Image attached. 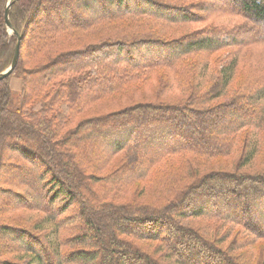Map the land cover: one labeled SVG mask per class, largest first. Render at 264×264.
Instances as JSON below:
<instances>
[{
    "label": "trees",
    "instance_id": "16d2710c",
    "mask_svg": "<svg viewBox=\"0 0 264 264\" xmlns=\"http://www.w3.org/2000/svg\"><path fill=\"white\" fill-rule=\"evenodd\" d=\"M181 1L11 0L21 46L0 81V255L15 260L0 264H237L221 245L243 236L246 256L264 241V0ZM8 2L0 74L18 43ZM104 102L116 107L98 113Z\"/></svg>",
    "mask_w": 264,
    "mask_h": 264
},
{
    "label": "rangeland",
    "instance_id": "374dc122",
    "mask_svg": "<svg viewBox=\"0 0 264 264\" xmlns=\"http://www.w3.org/2000/svg\"><path fill=\"white\" fill-rule=\"evenodd\" d=\"M185 2V3H187V4H190L191 2H193L192 0H182L181 2ZM181 2H179V3H181ZM181 6H184L183 4H181ZM225 11H224V16L226 15V12H228V11H230L229 10V8H225L224 9ZM224 18V17H223ZM224 20V19H223ZM244 23V21H240V20H233L232 22H228V21H226V20H224V22L223 21H221L220 22V20H217L216 22H214V25H217V26H220L221 28H224V29H226L227 28V30H230V32H234L233 30H238V28H242L245 24H243ZM229 24V25H228ZM203 26H206V25H195V26H189V27H185V28H182L181 29V31H180V33H177L176 35H174V36H176V37H179V36H181L182 34L183 35H185V34H188L189 32H192V30L193 29H198V28H201V27H203ZM209 27H213L211 24H209L208 25ZM134 26L131 24V23H129V22H127V29H128V32L129 31H131L132 30V28H133ZM214 28V27H213ZM231 28L233 29V30H231ZM182 35V36H183ZM224 39H227V37L225 36L224 37ZM261 50V49H260ZM260 50L259 49H254V51L253 52H260ZM139 51H135V53H138ZM216 57V56H215ZM250 60V58H247V61H249ZM159 74H160V72H158ZM239 74H240V78L242 79V80H245V82H246V80L247 79H250L249 78V74H250V72H249V69L248 68H246V69H244V71H243V69H239ZM248 74V75H247ZM156 79H157V77H156ZM156 79L155 80H153V82L152 83H147V84H145L143 87H144V93L142 94V97L141 98H145V99H150V100H152V95L154 94L153 92H152V89H156L157 87H158V84H157V82H155L156 81ZM251 80V79H250ZM11 83L13 84V88H14V91L16 92V94H19V90L21 89V79L20 78H18V76L16 75L15 77H12V79H11ZM215 84H217L216 83V79H214V78H208L207 79V88H209L211 85H213V87H212V90H214L215 89ZM146 89V90H145ZM167 92H169V91H167ZM166 92V93H167ZM169 94V93H168ZM169 95H172L173 96V94L171 93V94H169ZM169 95H167L166 96V98L168 99V96ZM164 96V95H163ZM154 98V97H153ZM117 100V99H116ZM225 100H226V98L224 99H220V100H217V101H215L214 103H213V105H215V104H222L223 102H225ZM122 103H124V98H122L121 100H120ZM117 102H119V101H117ZM116 101H114V103L116 104L117 103ZM121 102H119V103H121ZM110 105V103H108V104H106L105 102L104 103H101V105H100V108H99V111H98V113L100 112V111H102V112H105V111H107V109L108 108H110L111 109V111H113L114 110V108L113 107H116V106H112V107H108V108H106V106H109ZM112 105H113V103H112ZM99 107V106H98ZM106 108V109H105ZM200 127H203L202 125H200V124H198ZM204 128V127H203ZM258 169H260L259 168V166H258V164H255L252 168H249V169H247L246 171H244V173L245 172H247L248 173V171H252V173H254L256 170H258ZM151 185L153 186V182L151 183ZM161 187H162V185H161ZM166 190V189H165ZM95 191V190H94ZM100 188L99 189H97V193H99V194H101V195H103V194H105V192H107L106 190H102V191H100ZM147 195H148V193H150V192H157V193H160L161 191H157V190H150V189H147ZM146 198L147 199H145V200H143V201H145V202H147V200H150V201H154V199H152L151 200V198H150V196H146ZM173 198H175V196H174V194L173 195H171L170 197H169V199H173ZM101 199H102V202H105L104 200L106 199V198H104V197H101ZM78 202H80V201H77V203L72 207V209L69 211V213L66 215V216H70L72 213H77L78 211H79V206H80V203H78ZM22 213H27L28 211H21ZM108 214V213H107ZM99 215L101 216V214L99 213ZM95 216L97 217V218H100V217H98V213H95ZM111 217H112V215H110ZM109 216V217H110ZM108 217V216H107ZM105 215H103L101 218V220H104V218H107ZM108 217V218H109ZM114 217V216H113ZM197 222H201V224L203 223L202 221H199V220H197ZM107 223V222H106ZM75 233H77V231H75ZM74 233V234H75ZM79 233V232H78ZM40 235H42V234H40ZM43 236V235H42ZM243 236L240 238V239H238L237 241L235 240V242H233L234 240V237H232L231 239H229L228 240V242L223 246V245H221V250H223V252L224 253H226L232 260H234L235 261V263H240V264H243V263H245V262H247V261H249L250 260V264H258L259 263V261H260V259L261 258H256L257 256H260V254L264 251V241H260L254 248H252L253 250H252V252L251 253H249V254H246V256H244V255H242L244 252H241V251H239L238 252V248H239V246H240V244H241V240H243ZM3 242L2 243H4V246L5 245H7L8 243H10L9 242V239H8V237H2V238H0ZM1 243V244H2ZM16 245H18V244H16ZM155 244L154 245H152V248L150 249V251H153V249L155 248ZM20 247V246H19ZM19 247L17 248V249H19ZM233 248V249H232ZM5 258H7V259H11V260H15V258H13V256H11V255H7V256H2V255H0V261H2V260H5ZM114 264H118L117 262H114Z\"/></svg>",
    "mask_w": 264,
    "mask_h": 264
},
{
    "label": "water",
    "instance_id": "95a60500",
    "mask_svg": "<svg viewBox=\"0 0 264 264\" xmlns=\"http://www.w3.org/2000/svg\"><path fill=\"white\" fill-rule=\"evenodd\" d=\"M11 7H12V2H11V0H9V2L7 4V9L5 12L6 24H7L8 29L10 30V32L15 34L18 37V43L16 46V51H15V56H14L13 62L11 64V66L5 72L0 74V81L7 79L14 72V70L16 69V67L18 65L19 58H20L21 37L14 30L13 25L11 23L10 16H9V12H10Z\"/></svg>",
    "mask_w": 264,
    "mask_h": 264
}]
</instances>
